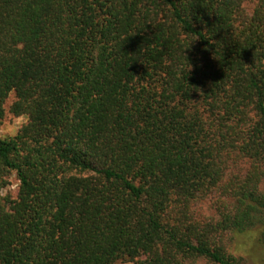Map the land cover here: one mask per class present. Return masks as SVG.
<instances>
[{
    "label": "trees",
    "instance_id": "16d2710c",
    "mask_svg": "<svg viewBox=\"0 0 264 264\" xmlns=\"http://www.w3.org/2000/svg\"><path fill=\"white\" fill-rule=\"evenodd\" d=\"M11 89L31 122L0 141V187L23 181L0 200V264L264 247V0H0Z\"/></svg>",
    "mask_w": 264,
    "mask_h": 264
},
{
    "label": "clouds",
    "instance_id": "9594fccd",
    "mask_svg": "<svg viewBox=\"0 0 264 264\" xmlns=\"http://www.w3.org/2000/svg\"><path fill=\"white\" fill-rule=\"evenodd\" d=\"M241 7L244 6L242 5ZM17 103H19V98L16 96L14 89L9 90L7 95L0 99V113H2L0 115V141H8L15 138L31 122V116L28 112L17 113L12 110ZM22 186L23 181L19 178L18 172L12 170L7 177L6 183L0 187V200L7 199L12 193L19 195ZM257 192L264 194V184L257 185ZM142 259L147 260V257L125 255L117 261V264H140ZM175 264H203V258L186 257L182 253H177Z\"/></svg>",
    "mask_w": 264,
    "mask_h": 264
},
{
    "label": "rangeland",
    "instance_id": "374dc122",
    "mask_svg": "<svg viewBox=\"0 0 264 264\" xmlns=\"http://www.w3.org/2000/svg\"><path fill=\"white\" fill-rule=\"evenodd\" d=\"M247 10L252 8V4L246 1L245 4ZM11 195H15L12 193ZM257 236H253L251 233L249 238L236 237L229 240V248L231 251L241 255L245 261V264H264V247L257 241ZM117 264V262L115 263ZM211 264V263H203Z\"/></svg>",
    "mask_w": 264,
    "mask_h": 264
}]
</instances>
